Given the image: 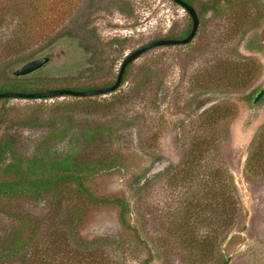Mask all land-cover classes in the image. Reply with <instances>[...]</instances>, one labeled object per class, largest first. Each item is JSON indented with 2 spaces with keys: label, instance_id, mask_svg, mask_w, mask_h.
<instances>
[{
  "label": "rangeland",
  "instance_id": "rangeland-1",
  "mask_svg": "<svg viewBox=\"0 0 264 264\" xmlns=\"http://www.w3.org/2000/svg\"><path fill=\"white\" fill-rule=\"evenodd\" d=\"M208 2L192 0L199 22L189 43L145 51L127 66L114 92L89 97L98 103L90 108L54 114L53 107L72 96L0 99V134L16 136L21 155L41 154L49 146L52 156L94 159L102 169L86 173L83 185L97 197L124 199L127 221L135 229L121 226L118 207L79 197L72 183L57 186L55 195L0 198V245L19 227L33 235L26 257L0 264H26L35 253L44 255V264L48 257L58 258L64 247L78 248L60 241L75 208L76 229L84 241L107 239L93 245V254L105 264H144L145 259L148 264H184L182 257L191 252L180 240L184 234L176 230L177 223L205 216L202 203L193 204L201 185L190 181L185 166L191 139L199 132L219 141L217 158L230 172L242 208L239 222L219 242L216 257L203 264H219L223 258L227 264H264V174L245 171L246 158L264 128V94L252 102L264 88V0H238L218 14L205 11ZM51 11V34H73L30 58L50 55L39 70L11 74L16 90L106 86L130 51L150 40L180 38L190 25L186 11L171 0H59ZM223 59L254 61V77L243 85L221 84ZM7 61L0 58V73ZM88 131L95 132V141L87 140ZM115 161L116 167L107 168ZM202 170L195 172L199 178ZM10 178L1 167L0 180ZM19 217L35 218L33 232ZM208 231L203 222L186 229L189 236Z\"/></svg>",
  "mask_w": 264,
  "mask_h": 264
},
{
  "label": "trees",
  "instance_id": "trees-1",
  "mask_svg": "<svg viewBox=\"0 0 264 264\" xmlns=\"http://www.w3.org/2000/svg\"><path fill=\"white\" fill-rule=\"evenodd\" d=\"M55 1L58 2L59 0H0V58L8 59L1 68L0 75L4 80L0 83V91L32 92L28 90H16L15 78H11V67L25 62L35 54L42 52L46 46L54 44L60 38L72 36L73 33L68 30L51 34L53 30L47 27V22L50 20V12H52L51 10ZM185 1L192 5V0ZM237 1L209 0L203 6L205 11L218 14L223 8H233L234 3ZM189 29L190 25L178 37H184ZM37 45L40 46L37 47ZM220 66L222 67L221 76L223 77H220L218 82L226 86H238L247 83L254 77L256 64L249 59L242 61L223 59L220 60ZM111 83H107L106 86ZM72 98L70 101L61 102L59 105L53 107L55 109L54 114L61 110L71 113L76 109L90 108L98 104L89 97L72 96ZM3 99V101H6V98ZM2 109L1 115L4 116L6 114L4 104L2 105ZM206 112H208L207 115H210L213 109ZM90 132L88 131L89 136H87V140L89 142L95 141V132ZM219 145V141L216 139H205L200 132L194 134L191 139L189 153L185 159L186 173L188 172L190 181L195 180L201 185L200 198L195 199L193 204L197 207L199 200L202 203L200 207L205 216L193 217V221L191 222L186 217L177 223L176 230L184 234L180 237V240L187 244L191 252L187 256L182 257L184 264H203L212 260V258L214 259L218 251L219 242L224 241L225 235L239 222L241 217V202L237 195L232 176L223 162L217 158L216 150L219 148ZM42 147L40 146L39 148ZM116 165H118L117 161L108 165L107 168H114ZM1 167L3 172L11 175L12 178L0 180V198L11 199L18 195H27L29 193L35 198L44 194L55 195L54 190L57 186L72 183L79 197H84V199L92 202L105 201L118 207V218L121 226L126 230L130 229L135 232V229L127 221L126 217L129 207L124 199L119 197H97L92 195L83 185L82 180L86 173L102 169L99 168L98 162L92 158H72V154L69 153L63 156H52L49 146L44 147L41 154L35 151L32 155L26 157L18 151L16 136L12 134H0ZM198 167H202L203 169L201 178L195 173ZM245 171L252 175L264 174V128L260 131L255 144L246 158ZM195 196L196 192L193 191V197ZM3 211L7 212L6 210ZM71 212H73V216H77L79 210L75 208V211ZM9 213L7 212V214ZM76 216L66 226L61 240L57 239L55 242H59L60 240L62 245H68L69 241H71L78 248L71 249L64 247L61 255L59 254L60 252L57 253L59 255L58 258L50 259L48 257L44 264H48V262L52 263L54 260H57L60 264H105V260L101 256L97 257L93 254L96 250L93 248V245L107 243V239L101 238L84 241L76 229L78 226V217ZM20 220L22 224H30L32 228L30 232H33V228L36 226L34 224V217H21ZM198 222H203L210 231L201 236L187 235L186 229L196 227ZM32 237L33 235L23 232L21 227L16 229L0 245V263L15 256L26 257V250L29 248ZM57 255L55 254V256ZM44 261L45 257L43 254L35 253L32 258L25 262L26 264H40ZM149 261L150 259H145L144 264H148ZM219 264H227V259L223 258Z\"/></svg>",
  "mask_w": 264,
  "mask_h": 264
},
{
  "label": "water",
  "instance_id": "water-1",
  "mask_svg": "<svg viewBox=\"0 0 264 264\" xmlns=\"http://www.w3.org/2000/svg\"><path fill=\"white\" fill-rule=\"evenodd\" d=\"M179 5L190 17V29L188 33L182 38H158L150 40L126 54L120 63L115 80L107 86L91 88V89H71V88H53L44 91L36 92H22V91H0V99L3 98H21V99H46L60 96L73 97H90L94 95H104L114 92L121 84L125 68L139 57L145 51L162 45H185L194 37L199 18L194 7L185 0H171ZM50 60V55H42L36 58L28 59L19 67L13 69L12 74L16 77L29 75L40 68H42ZM264 94V88H261L252 102L256 103Z\"/></svg>",
  "mask_w": 264,
  "mask_h": 264
}]
</instances>
